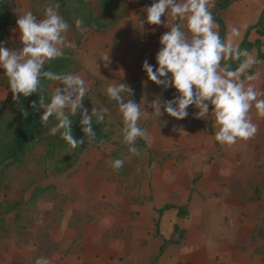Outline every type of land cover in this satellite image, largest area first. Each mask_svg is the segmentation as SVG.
<instances>
[{"label": "crops", "instance_id": "obj_1", "mask_svg": "<svg viewBox=\"0 0 264 264\" xmlns=\"http://www.w3.org/2000/svg\"><path fill=\"white\" fill-rule=\"evenodd\" d=\"M216 1L213 0L211 11L214 9ZM48 2L49 0H7L4 3L7 24L4 26L0 40L5 41L6 47L16 48L20 46L19 31L16 26L18 15L31 10L38 18H42L44 7ZM151 3L152 0H126L125 12L113 28L102 32H88L78 46L74 33L70 29L68 31L67 38L74 44V47L68 49L74 53V58L83 66V69L77 73L85 79L88 89H92L93 96L99 97L100 102L101 100L106 102L104 107L108 108L110 114H113V118L120 117L115 123H118V126L121 127L122 117L118 107L116 104L114 105V102H110L104 94L107 84L119 81L129 84L133 89V95L130 98L138 103L141 101V109L146 112V114H142L140 119L143 118L142 121L147 119L148 121L150 119L156 120L157 116L151 114L152 108L150 105V101L156 95H160L161 99H170L178 94L176 91L172 92L171 87L164 89L162 85L155 84L147 77L145 70L142 68V62L145 59L152 64H156L155 53L161 46L159 38L163 32L168 30L165 24L153 25L146 22V12L143 9ZM263 11L264 0H233L222 14L225 23L224 34L231 27H237L239 29L237 40L240 44L247 33L248 27L257 23ZM161 19L164 20L165 18L162 16ZM139 20L144 21L143 25L139 23ZM217 30L220 32L219 26ZM248 40L251 42L260 40L263 45L259 50L264 54V33L259 34L257 29H252L249 32ZM259 50L254 48L250 53L254 58H257ZM153 70H155V67ZM3 71V69H0V78L6 77ZM253 71L261 73V78L255 82L256 86L260 88L261 85H264V63L254 68ZM137 79L142 82L137 83ZM56 82L51 84L49 89L51 92L58 84ZM9 97H12L11 90L7 85H0V102H5ZM107 103L108 105H106ZM193 110L195 113L198 111L190 105L188 116L177 120V118L163 112L162 109L161 117L169 120V124L173 122L179 126L187 127V122L191 124L193 121L190 115ZM195 118L198 121L197 125H200V129L207 128V132L204 131L205 129L202 130L203 133L198 140L188 135L177 137L168 134H160L156 138L148 134L149 136L147 135V138H143V140L147 143H157V146L155 145L153 149L156 152L173 150L177 156L180 154L184 156L186 151L192 150L202 153L203 158L207 159L200 173H203L205 177H210L211 191L214 196L213 203L219 211V214L215 215L217 216L215 220L226 228L225 232L218 230L217 233H214V237H217L214 238L215 241L211 249L212 264H264V227L261 229L255 227L252 232V206L237 205L238 200L234 193H231L236 185L241 186L243 190L249 189L250 186L249 179L244 177L237 179L235 162L237 153L234 144L228 146L216 141L214 132L218 126L215 124L211 112L204 117L196 116ZM251 118L257 126L264 125V119L252 112ZM147 124L146 122L145 125ZM149 125L155 126L156 123L153 122ZM209 128H211V132H209ZM121 138L123 139V136ZM117 139L115 137L111 139V142H115ZM106 149L108 159L105 158V162L108 163L114 152H109L108 147ZM243 152L244 150L238 154L243 156L245 154ZM99 158V161H101V156ZM211 158H214L213 162L215 161L214 163L217 164L215 167L209 165ZM103 164V161L100 163L96 161L95 165L87 169V176L91 177L88 185H86L88 186L87 189L92 188L90 186L92 181L95 180L93 176L98 171L100 175L102 174L100 176L101 190L105 191V189L111 188L113 182L108 183L111 176L105 178L103 174L118 175V170H115L112 174V169L110 170L107 166L105 168ZM206 164H208L207 169L205 168ZM129 173L133 172L129 171ZM182 176L185 179L186 173L184 172ZM173 183L171 172H163V174L153 172V176L151 173L149 177L147 176V179H144L142 187L144 195H149L148 197L153 203L145 204L147 206L151 205V208L154 209L162 208L168 203L179 206L180 204L171 198L172 189L175 187ZM176 186L181 191L188 192L187 187L182 183H177ZM152 189H154V192L162 191V197L159 194L152 195ZM202 189L207 190V187L203 185ZM185 200L187 204L190 203L191 192L186 194ZM110 203L109 209L103 210L104 213L94 220L92 218L86 219V217L85 219L80 218V220L76 218L77 216L74 214L85 213L87 209V206L79 203V201L71 205L63 204L58 210L59 216L53 215L42 220L41 223H37L39 226L34 232V241L27 238L23 243L16 241L10 245H0V264H34L35 259L40 256L48 257L51 264H135L136 257L141 258L145 255V247L149 250L150 240L153 241L151 246V254H153L155 252V242L153 240L155 233L150 238L149 230L144 232L135 228L136 224L150 222V217L145 218L143 214L130 215L129 211L117 205L118 200H111ZM168 211H172L171 216L166 214ZM177 217L182 218L178 216L177 209L167 210L160 217V224L161 222L163 224L169 223L170 220L176 221ZM49 219H52V221L47 224ZM153 221L155 223V216H153ZM173 223L175 222L173 221ZM250 224L251 227L249 228L251 230H247L246 227ZM130 225L134 231L127 237L123 235L124 233L120 234V232L115 231L123 227L127 229ZM241 225L244 227L243 230H239ZM125 234L128 233L125 232ZM160 234L164 238L171 237L170 235ZM38 236L43 238L39 240ZM146 244L147 246H145ZM160 244L158 245L157 254L159 253ZM168 248L159 258L160 262L162 258L166 257ZM154 258L155 256L153 261ZM207 261H210V258L207 257Z\"/></svg>", "mask_w": 264, "mask_h": 264}, {"label": "clouds", "instance_id": "obj_2", "mask_svg": "<svg viewBox=\"0 0 264 264\" xmlns=\"http://www.w3.org/2000/svg\"><path fill=\"white\" fill-rule=\"evenodd\" d=\"M212 7L213 0H152L145 6L146 22L165 24L168 30L159 38L161 46L155 53L156 65L145 59L142 68L155 84L164 89L173 87L178 93L170 99L156 95L150 101L155 116L161 117L163 109L181 120L188 116L190 105L198 109L195 113L198 117L211 112L218 126L214 132L216 141L231 146L256 134L257 124L251 118L253 109L257 116L264 117V90L255 83L261 73L249 71L254 64L264 61L240 47L237 27H231L221 36ZM139 23L143 25L144 21L139 20ZM74 24L76 30L86 31L81 18L77 17ZM16 26L19 47H6L5 41L0 40V69L7 77L13 100L19 102L20 96L29 97L36 93L38 106L43 109L41 122L47 125L49 117L54 118L56 123L49 127V134L59 133L72 149L82 145L85 138L94 140L93 118L100 123L108 108L92 107L89 112L83 103L85 96L90 97L85 79L76 72H56L45 67L64 56L65 49L74 47L67 38L70 25L59 13L58 0L46 3L42 18L31 10L18 15ZM230 61L236 62L235 67ZM44 80L58 82L47 100ZM104 94L109 101L116 102L122 117L123 142L128 145L129 152L138 154L135 142L137 138L147 136V130L139 123L145 111L141 109V101L138 103L130 98L133 89L121 81L107 84ZM31 105L35 109L37 101H31ZM77 114L83 133L80 137L73 133L71 118ZM123 164L121 158L112 161L115 170ZM34 264H51V261L40 256Z\"/></svg>", "mask_w": 264, "mask_h": 264}, {"label": "rangeland", "instance_id": "obj_3", "mask_svg": "<svg viewBox=\"0 0 264 264\" xmlns=\"http://www.w3.org/2000/svg\"><path fill=\"white\" fill-rule=\"evenodd\" d=\"M126 5V4H125ZM124 5V6H125ZM97 15L101 20L106 19L107 15L105 11L100 10L95 5ZM176 22V21H174ZM184 23V22H180ZM3 31L0 32V36ZM68 50V49H65ZM81 64L79 61H77ZM82 65V64H81ZM154 66L156 64H153ZM82 68L75 71L76 73L81 71ZM55 82V81H54ZM137 83L142 81L136 80ZM263 82V79H262ZM57 83V82H56ZM51 85L49 86L50 89ZM146 89V87H145ZM260 89L264 90V85H261ZM171 91L176 90L171 87ZM89 95L83 98L84 105L88 108L89 112L92 107L100 108L105 106V101L94 97L92 89H88ZM103 102V103H102ZM114 105L116 104L115 101ZM2 103L0 102V111L2 110ZM108 105V103L106 104ZM43 111V109H42ZM146 114V112H143ZM252 113L256 115L255 109ZM153 114V112H151ZM193 121L187 122V127L179 126L163 117H156L153 121L148 119L146 121L140 120V126L147 130V135L151 134L154 138L160 136V134L168 135H188L195 140H198L203 133L202 130L207 132V128L200 129L197 126L198 121L195 120V111L190 113ZM152 116V115H151ZM260 117V116H259ZM264 119V117H261ZM120 117L113 118V114L109 112L105 113L106 121V139L100 144H91L84 152L73 159V163L70 168L59 170L58 167L63 168L67 164L60 162L64 159L67 153L63 148L57 150L54 160L45 157L47 147L45 145L36 144L26 157V165L20 168H14L12 170L4 171L0 173V179L2 180V191L0 193V220H4L0 223V245H10L17 242L23 243L24 240L29 238L31 241L35 240L34 232L36 231L37 223H41L42 220L48 219L55 215L59 216V208L63 204H74L76 201L87 206L85 213H76V218L97 219L104 213L103 210H108L110 201L118 200L117 205L122 206L123 209L129 211V214L136 216L143 214L145 218L150 217V222L136 224L135 228L140 231L148 232L149 237L155 233L153 238L155 244V252L151 254L152 240L149 242V250L146 248L145 255L141 258L136 257L135 264H212L211 254L212 246L214 244V233L218 230L225 232V226H221L215 218L219 214L217 206L213 203V192L211 191L210 177L203 176L202 167L207 162L202 153L198 151H186L183 156L180 154L177 156L173 150L156 152L153 149L157 143H147L143 138H137L135 145L138 148V154L129 152L128 145L123 142L121 138L123 133L122 127L118 126L117 122ZM117 120V121H116ZM264 121V120H263ZM148 123L145 125V123ZM156 123L155 126L149 124ZM54 124V119L49 120L48 129ZM179 129V130H177ZM47 134L49 131L47 130ZM51 135V134H49ZM149 136V135H148ZM118 138L115 142L111 139ZM147 138V136H146ZM145 138V139H146ZM109 148V152H114L112 158H109L108 163L105 162L106 148ZM236 150V170L237 179L244 177L250 180L249 189L243 190L241 186L236 185L231 193H234L238 200L237 205H251L252 206V224L253 229L264 227V125L257 126L256 134L247 140H238L234 144ZM172 149V147H171ZM244 150L243 156L239 155L240 151ZM103 161V166L112 169L114 174L115 169L112 167V161L115 158H121L124 160L123 166L118 169V175L103 174L106 178L111 176L108 183L116 184L112 185L110 189L101 190V181L99 171L93 176L95 180L92 181L90 187L87 189L88 181L91 177L87 176V169L95 165L96 161ZM108 159V158H107ZM214 158L209 160V165L215 167L217 164L213 162ZM107 163V164H105ZM98 164V163H97ZM99 165V164H98ZM206 169L208 164H206ZM148 170V171H147ZM182 170V171H181ZM117 171V170H116ZM120 171V172H119ZM129 171L133 173H129ZM153 172H171L172 182L174 181L171 198L180 205H185L186 194L191 192V201L187 204L188 214L185 217L178 218L177 220H170L169 223L160 224V217L158 212L151 205L147 206L145 203H153L149 199V195H144L142 183L147 176ZM186 173V178H183V173ZM246 173V174H245ZM194 178V179H193ZM177 183H182L188 189V192L181 191ZM206 186L207 190L202 189ZM48 187V188H47ZM50 187V188H49ZM47 188L45 191L39 193V198L35 201H29L33 192ZM242 189V190H241ZM161 192H154L152 189L151 194H159L162 197ZM152 195H150L151 198ZM113 204V203H112ZM173 204V203H171ZM55 206V208H53ZM53 208V209H52ZM61 210V209H60ZM124 210V211H125ZM257 210V212H256ZM168 216L172 215L171 212H167ZM155 216V223L153 221ZM56 220V219H55ZM159 220L158 229L163 235L174 234V226H178L184 231L183 237L179 243L169 246L166 257L154 262L153 257L158 252V245L161 243L160 237L156 233V221ZM47 221V220H46ZM52 219H49L50 224ZM251 224L246 229L251 230ZM241 225L239 230H243ZM46 230V229H45ZM120 232L124 236L131 234L134 229L130 225L129 228H119L115 230ZM128 233V234H125ZM179 234L176 233L175 237ZM42 239V236H38V239ZM147 240V239H145ZM146 243V242H144ZM147 246V244L145 245ZM149 252V253H148ZM207 257L210 261H207Z\"/></svg>", "mask_w": 264, "mask_h": 264}, {"label": "trees", "instance_id": "obj_4", "mask_svg": "<svg viewBox=\"0 0 264 264\" xmlns=\"http://www.w3.org/2000/svg\"><path fill=\"white\" fill-rule=\"evenodd\" d=\"M7 0H0V32L3 31L4 26L7 24V15L4 12V3ZM233 0H217L214 9L212 10L213 17L220 28V34L224 36L225 23L223 20V11H225L232 3ZM59 13L68 21L70 30L74 33L77 46L81 43L83 38L88 32H102L109 28H113L123 16L125 12L126 0H58ZM95 5L100 10L105 11L107 20H101L95 10ZM79 17L84 21L86 31L80 32L75 28V20ZM252 29H257L259 34L264 33V11L257 23L248 27L247 33L243 41L239 44L241 48H246L251 52L254 48L260 49L263 43L260 40L251 42L248 40L249 32ZM257 59L263 61L264 54L258 51ZM233 67L236 62L230 61ZM260 64H254L249 70L253 71L254 68ZM46 68H50L56 72L72 71L75 72L82 68V65L74 58V53L71 50H65V55L52 61L50 64L45 65ZM54 81L44 80V94L47 100L50 97L51 91L49 86ZM0 85H7V77L0 78ZM37 101V107L34 109L31 105V101ZM47 102V101H46ZM42 109L38 106V95L33 93L29 97L20 96L19 102L9 97L2 103V110L0 111V173L14 168L24 167L26 165V157L30 153L31 149L36 145H45L47 147L45 157L54 160L57 150L63 148L67 153L64 159L59 160L61 163L65 162L67 165L63 168L57 169L63 170L70 168L73 163V159L79 157L84 150L91 144H100L106 139V121L105 119L100 123L95 122L93 118V129L96 131V137L94 140L89 141L85 138V142L75 149H72L68 144L60 137L59 133L56 135L47 134L48 124L44 125L40 120V114ZM73 119V133L75 136H83L79 126V114ZM52 117H49V120ZM54 119V118H53ZM54 123L56 121L54 120ZM200 126V125H197ZM211 132V128H209ZM48 188V187H47ZM47 188L39 189L33 192L29 201H35L39 198V193L45 191ZM50 188V187H49ZM2 191V180L0 179V193ZM170 209H177L178 216L185 217L188 214V206L175 205L168 203L162 208L156 209L159 217L163 213ZM4 220H0L3 223ZM156 233L161 237V244L159 247V253L155 256L154 262L164 254L167 247L179 243L183 237L184 231L177 225L174 227V234L170 238H164L158 229L159 220L156 221ZM176 233L179 234L178 237ZM180 238V239H179Z\"/></svg>", "mask_w": 264, "mask_h": 264}]
</instances>
